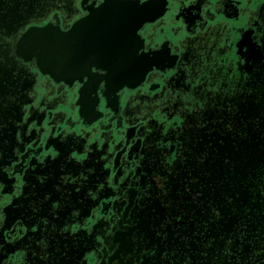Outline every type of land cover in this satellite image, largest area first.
<instances>
[{"label": "flooded vegetation", "instance_id": "obj_1", "mask_svg": "<svg viewBox=\"0 0 264 264\" xmlns=\"http://www.w3.org/2000/svg\"><path fill=\"white\" fill-rule=\"evenodd\" d=\"M103 1L0 0V264H264V0H166L136 34L171 62L112 92L111 105L105 82L92 86L83 116L87 76L53 81L14 55L7 28L27 17L16 33L48 21L67 29ZM206 124L221 135H199ZM207 142L205 169L222 172L226 153L232 175L200 217L179 206L188 185L176 182L190 165L203 172L207 153L194 147ZM235 183L238 198L227 192ZM7 207L18 217L6 220Z\"/></svg>", "mask_w": 264, "mask_h": 264}, {"label": "bare ground", "instance_id": "obj_2", "mask_svg": "<svg viewBox=\"0 0 264 264\" xmlns=\"http://www.w3.org/2000/svg\"><path fill=\"white\" fill-rule=\"evenodd\" d=\"M159 3L160 0H149L141 5L134 1L105 0L97 9L89 8V15L79 20L80 22H77L78 24L69 32L68 36H74L79 25L87 27L86 34H82L80 43L71 45L68 50L67 63L69 65L66 74L69 75L74 71L84 70L86 63L90 60L93 61V65L104 71L102 75L85 73L87 78L82 87V96L84 97L82 99L84 102L82 105L83 116L92 113V104L88 93L93 92L94 79L98 76L105 80V93L108 103H110L113 99L111 90L118 80L126 79L133 84L141 75L140 79L143 77V70L147 69L149 64L154 63L157 65L158 63L161 66L171 62L162 51L151 53L152 56L145 53L139 55L136 53V47L140 44L136 29L144 19L153 17ZM135 24L136 27H134ZM77 46H83L84 49L78 51ZM54 143L60 152L57 158L60 163L62 154L64 155L63 148L66 147V144ZM59 174H62L60 170ZM63 194L66 195V193ZM57 195L58 193H56V200H58ZM63 201L64 204L67 202L66 200ZM11 209V207L5 209L6 220H11L17 216V209H13L14 216L10 215Z\"/></svg>", "mask_w": 264, "mask_h": 264}, {"label": "water", "instance_id": "obj_3", "mask_svg": "<svg viewBox=\"0 0 264 264\" xmlns=\"http://www.w3.org/2000/svg\"><path fill=\"white\" fill-rule=\"evenodd\" d=\"M104 1L101 4L97 5L96 7H93V9H97L100 5H102L104 3ZM121 1H134V2H137L138 5H141V4H143L149 0H143V1H140V0H121ZM165 1L166 0H160L161 4L159 3V5L156 7L155 12H154L155 14L153 15V17H151L149 19H144L137 29L141 28L145 23L153 22L156 19H158L160 16H162L167 9L165 7L166 6ZM5 17H7V16L5 15ZM84 18H86V17H83L81 19H84ZM19 19H21V20H19ZM81 19H79V20H81ZM18 20H16V21H18L17 23H15L16 22L15 21V22H11L10 24H8L9 27L7 28L8 30H10V32L14 33L13 34V42H12V52L14 53V55L16 57L21 58L24 61L34 60L36 67L38 68V70L42 74H47V75H49V77H51L53 79V81L63 82L66 85H70L74 81H78L80 83H83V77L85 76V73L86 72L93 73V72H91V68L93 66L94 67H96V66L93 65L92 64L93 61L90 60L89 62L86 63V68L84 70L74 71L73 73H70L69 75L66 74V70L68 69L67 66L69 65L67 63V61H68V57H67L68 50L70 49L71 45L79 44L82 34H86V31H87L86 26L82 27V25H79L77 31H75V35L74 36H70V35L68 36V34L72 30V28L76 24H78L77 22H80L79 20L75 21L73 23V25H71L67 29L66 28L64 29V28L58 26L57 24H53L52 22L48 21L47 24L44 26H37V25L31 24V25H28L25 29H23L20 33H16L19 28L24 27V25L28 23L27 17L18 18ZM134 27H136V24L134 25ZM138 40L140 41V44L137 45V47H136V53L138 55L141 53H145L148 56H152L151 53H157V52L162 51L166 54V56H168L166 53V50H164V49H157V50H153V51H151V50H145L144 51V48L142 45V39L138 37ZM240 42H241V40H240ZM91 47H93V46H91ZM77 48H79L78 51H81L84 49L83 46H77ZM161 66L158 65V63H157V65L154 63L149 64L147 69L145 68L143 70L144 74H143V77L141 79H140V77L142 75L138 79H136L135 80L136 82L133 84L129 80L120 79L117 81V84L112 88L111 91L113 93H115L114 91L116 89L117 98H118L119 93H120V91L123 90V88L135 89L136 87H138L139 85H141L143 83V81L145 80V76L149 71H152L153 69H159V70L165 69ZM96 68H98V67H96ZM103 81L105 82L104 79H101L98 76L97 78L94 79L93 86L100 84ZM82 87H83V84L78 91V98H77V102H76L80 106L81 110H82V105L84 103L82 100L84 98L82 96ZM117 109H118V106H117ZM57 143H60V142L57 141ZM11 208L16 209L14 207H11ZM16 217H18V216L13 217L12 219H14ZM113 235L111 237L112 241H113ZM113 243H114V241H113ZM79 254L80 253H78L77 256L81 257V255H79ZM65 259H67V258L64 257V260ZM59 264H64V263L59 262Z\"/></svg>", "mask_w": 264, "mask_h": 264}, {"label": "rangeland", "instance_id": "obj_4", "mask_svg": "<svg viewBox=\"0 0 264 264\" xmlns=\"http://www.w3.org/2000/svg\"><path fill=\"white\" fill-rule=\"evenodd\" d=\"M172 33H173V31H172ZM181 34H182V31H180V30L179 31H176L174 37H179L180 38L181 37ZM156 39H157L156 41H159L160 37H157ZM250 86L252 88H255L256 87L255 84L250 85ZM242 95L243 94H241V96ZM251 96L254 97L255 94H251ZM241 101L242 100L239 97V99L236 100L235 102H239L240 103ZM242 102H244V101H242ZM237 111H236V113H237ZM236 113H234V116H233L234 119H233V121L237 122L236 121V117H237V119L239 120V122L242 123L244 120L241 117H239V114H237V116H235ZM256 113H257V110H256ZM212 115H213V112L211 111L208 114L209 119L212 118ZM225 121H226V119H225ZM208 125L209 124H206L204 128H202V127L200 128L199 135L201 133L203 135H207L212 130H214L215 132H218V131H216L217 128L215 126H213L212 128L210 127V129H208ZM210 125H212V124H210ZM218 125L221 126V124H218ZM237 125H238V123H237ZM223 128H224V126H223ZM197 130H199V129H197ZM250 131L253 132L252 130H250ZM219 135H221V134L219 133ZM238 136H239V132H238ZM223 137H226V136L223 135ZM200 140H201V137H198V140L197 141H200ZM240 140H244L243 137L232 138L231 144L233 145L234 150H236V148H237L236 147V143L239 142ZM219 143L221 144L222 141L219 140ZM209 145H211V142L202 143L200 147H198L197 144H195V147H194L197 153H201V152L202 153H207V159L204 160V163L205 164H203V165L200 166V168L203 169V172L200 171V170H196L195 171V168H192V165H190L191 166V169L188 172H185L181 176V178H179L177 180V182H176V185H180V184H184V183L188 185V191L186 193V201L185 202H182V203H179V206H181V207L185 206L186 208H189L190 210L193 209V211L196 213V216H200V217L202 215V214H200V211L203 210V207L204 206L207 209H209V207L211 206L210 204H214L213 201H216V200L218 202H222L223 201V198L220 197L219 191L220 190H223L224 189V186L223 185L225 183H227L226 182L227 174L232 175L231 170H229V168H228L229 166L224 165V162H226L225 159H228L225 156L226 153H223V157H221V166L220 167L222 169V172L219 171V167L214 168V171L211 170V173H210V171H208V170L205 169V167L210 168V165L213 163V160H212L213 158L212 157L210 158V156L208 157V146ZM258 147H261V146H258ZM213 151L216 152L215 149H213ZM258 162H260V161H256L255 162V165L252 166V169H250V168L248 169V170H250L253 173L254 176H255V174L253 172V170H254L253 168H256L257 167ZM226 168L228 169V172L227 173L225 171ZM232 172H233V170H232ZM237 176H239V175H237ZM244 176H245V174H244ZM251 177L252 176L250 174H246V178L243 181L242 180L239 181V183L241 185V188L243 189L245 187L247 189V192H248V188L250 187V186H247V184L252 183L249 180ZM173 185H175V184H173ZM217 187L220 190L219 191L217 190V192H214V189H217ZM227 187H228V190H230V191L227 190V192L230 195L231 194L233 195L232 198H238V194L235 191L236 188L238 189L237 184L235 183V188H234V185L233 184L230 187L227 185ZM173 188H174V186H172V189ZM196 193H198V195ZM174 195H175V193H174ZM25 198H27V197H25ZM246 200L247 199H245V202H246ZM26 206H27V204L24 205V209H25ZM222 211L225 212L226 211L225 208H222ZM202 217H203V215H202Z\"/></svg>", "mask_w": 264, "mask_h": 264}]
</instances>
